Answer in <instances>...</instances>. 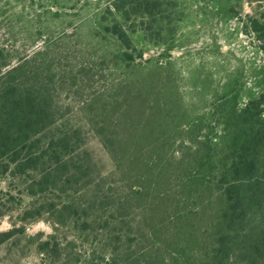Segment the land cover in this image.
<instances>
[{
    "label": "rangeland",
    "instance_id": "rangeland-1",
    "mask_svg": "<svg viewBox=\"0 0 264 264\" xmlns=\"http://www.w3.org/2000/svg\"><path fill=\"white\" fill-rule=\"evenodd\" d=\"M124 44L139 68L121 63ZM0 47L13 64L27 61L28 78L50 93L56 110L34 144L60 148V133L77 130L76 160L84 164L77 174L72 166L58 171L73 174L62 189L36 186L35 194L34 170L0 172V233L8 232L0 234V264H106L113 245L103 218L114 215L92 204L91 183L126 196L114 154L127 152L119 145L139 133L153 105L171 108L183 127L177 137L192 138L221 127L227 95L238 91L243 105L264 89V0H0ZM157 64L162 70L148 87L135 83ZM155 118L156 130L174 119L165 111ZM104 135L118 151L110 152ZM129 210L136 226L137 211Z\"/></svg>",
    "mask_w": 264,
    "mask_h": 264
},
{
    "label": "trees",
    "instance_id": "trees-1",
    "mask_svg": "<svg viewBox=\"0 0 264 264\" xmlns=\"http://www.w3.org/2000/svg\"><path fill=\"white\" fill-rule=\"evenodd\" d=\"M118 27L116 22L113 31L121 35ZM130 47L117 50L119 59L123 66L138 67ZM5 57L0 47V172L34 170L31 194L36 186L38 191L62 189L73 174L60 176L61 168L72 166L76 174L84 169L76 160L79 141L73 135L78 131L60 133V148L52 141L47 152L38 149L36 138L57 118L50 93L28 78L27 61L13 64ZM160 70L159 64L142 70L135 83L148 87ZM239 97L235 90L220 104L221 127L215 134L178 138L183 131L178 117L171 108L152 111L153 105L139 133L119 145L127 152L114 154V165L126 196L111 194L114 186L108 191L91 183L92 204L114 215L98 219L105 220L113 245L106 264H264V89L243 105ZM161 111L174 119L156 130L152 124ZM198 126L199 120L188 129ZM103 140L111 153L118 151L112 138ZM49 154L53 164L45 160ZM87 158V167L94 169L92 157ZM129 209L137 211L136 226Z\"/></svg>",
    "mask_w": 264,
    "mask_h": 264
}]
</instances>
